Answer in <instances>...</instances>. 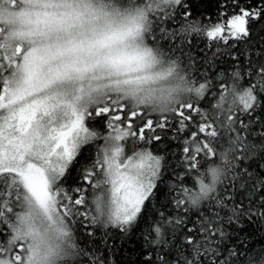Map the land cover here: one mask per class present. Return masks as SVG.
<instances>
[{"label":"snow or ice","instance_id":"snow-or-ice-1","mask_svg":"<svg viewBox=\"0 0 264 264\" xmlns=\"http://www.w3.org/2000/svg\"><path fill=\"white\" fill-rule=\"evenodd\" d=\"M218 4L0 0V264H108L111 229L144 264H264L238 238L264 224V0Z\"/></svg>","mask_w":264,"mask_h":264},{"label":"trees","instance_id":"trees-1","mask_svg":"<svg viewBox=\"0 0 264 264\" xmlns=\"http://www.w3.org/2000/svg\"><path fill=\"white\" fill-rule=\"evenodd\" d=\"M192 5L193 15L204 22L215 21L219 14V4L218 0H189ZM175 27V25H174ZM264 35V31L257 29V34H254L253 41L257 42L260 39V36ZM194 40L195 46L192 47L189 51L193 56H197L202 62V53L201 49L204 47L203 41L196 36L190 37ZM177 55H180L177 53ZM100 131H105L102 123L96 121L92 125ZM173 134H169L162 143H157L154 146H149L150 149H155L157 154L164 155L168 161L169 171L165 174H173V167L176 172H181V160L179 159L181 152L179 148L180 141L172 139ZM94 151L91 145L83 151V157H88ZM264 162V161H260ZM84 163V159H81V164ZM251 163V161L249 162ZM255 170L259 171L258 164L253 166ZM79 175V168H77L72 173V178L68 181L69 184H72L75 178ZM185 182L192 186L195 182L194 177L189 176L186 178ZM164 186H162L163 189ZM160 199H163V196H160ZM93 230V229H89ZM231 230V229H230ZM84 231V229H79L76 232L77 236ZM96 241L99 243L100 237L103 235V229L99 226H95ZM112 245L111 250L105 249L103 245H100L101 251L104 253V256L107 258L108 264H144L145 253L148 252V247L142 239V234L139 231L133 230L132 233L125 236L120 234L116 229L110 230ZM238 238L245 240L248 249L250 252H258L261 249H264V224L260 223H245L243 230H238ZM82 246H87L91 248L90 244H85V241L81 239L79 241ZM86 259V258H85Z\"/></svg>","mask_w":264,"mask_h":264}]
</instances>
